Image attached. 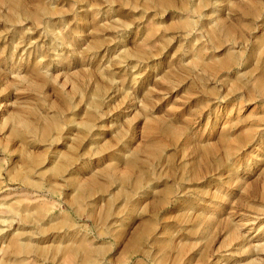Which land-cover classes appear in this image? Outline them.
<instances>
[{
  "label": "rangeland",
  "instance_id": "obj_1",
  "mask_svg": "<svg viewBox=\"0 0 264 264\" xmlns=\"http://www.w3.org/2000/svg\"><path fill=\"white\" fill-rule=\"evenodd\" d=\"M0 264H264V0H0Z\"/></svg>",
  "mask_w": 264,
  "mask_h": 264
}]
</instances>
